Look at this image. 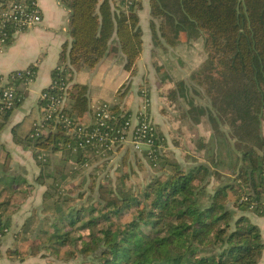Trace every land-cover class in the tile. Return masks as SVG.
I'll use <instances>...</instances> for the list:
<instances>
[{
  "label": "trees",
  "instance_id": "obj_1",
  "mask_svg": "<svg viewBox=\"0 0 264 264\" xmlns=\"http://www.w3.org/2000/svg\"><path fill=\"white\" fill-rule=\"evenodd\" d=\"M8 1L0 0V11ZM62 1L69 9L70 42L62 45L51 72L55 86L44 91L62 95V112L71 125L51 120L49 126H32L20 138L16 135L32 150L39 167L36 182L43 191L39 213L25 219L14 235L15 248L7 252L33 256L66 248L83 258L80 264H256L263 242L259 228L243 212L264 215L250 207L264 191V0H148L156 46L175 47L199 35L205 52L201 66L185 79L171 81L167 99L188 98L191 88L201 92L206 104L190 98L188 112L206 116L233 141L235 162L228 173L218 169L223 162L212 155L184 167L164 152L163 135L155 125L161 147L133 149L151 166V176L133 183L117 164L113 184L107 166L112 152L98 161L101 157L93 150L77 145L71 130L93 115L87 119L88 86L72 82V73L94 67L114 35L123 68L133 75L142 49L140 6L138 0ZM12 83L15 97L0 111V130L26 94L19 81ZM126 93L111 104L101 103L113 116L109 123L117 122L120 130L131 115L122 102ZM43 105L39 99L41 115ZM3 151L0 239L30 188L24 178L9 174L10 154ZM100 170L103 176L96 182Z\"/></svg>",
  "mask_w": 264,
  "mask_h": 264
},
{
  "label": "crops",
  "instance_id": "obj_2",
  "mask_svg": "<svg viewBox=\"0 0 264 264\" xmlns=\"http://www.w3.org/2000/svg\"><path fill=\"white\" fill-rule=\"evenodd\" d=\"M37 3L42 16L40 23L29 29L15 32L8 43L0 48V77H6L11 72L26 67H32L35 70L34 79L26 87V94L21 102L12 109L6 124L0 130V151L4 150L3 154L5 151L10 154L9 174L24 178L30 187L28 195L18 210L11 215L10 227L11 225L21 227L24 223L29 215L23 211L27 203L31 204V209L38 208L41 203L43 187L36 182L39 167L35 163L32 150L24 147L25 143L18 139L32 128V123L41 115L40 93L52 82L51 72L58 66L62 45L70 42L67 27L69 9L63 4V1L37 0ZM138 4L140 7L137 10V15L142 33V49L134 74L131 75L124 70V57L118 48L114 35L110 39L107 52L94 67H83L72 73V82L85 83L88 86L90 98L88 120L97 105L115 102L120 93L127 89V93L122 98L126 110L133 116L144 104V95L146 94L149 98L147 111L156 125L158 123L156 105L159 106L160 103L161 109L165 108V110L170 111L168 106L170 104L167 103V99L166 102L164 100L166 89L162 85L164 84L167 88L173 86V83L171 85L168 83L185 79L194 69V67H190L191 69L187 71V67L185 68L181 64L182 56H180L179 50L186 43H180L181 45L175 47L156 46L151 35L150 21L152 18L149 14L148 0H138ZM145 51H148L147 67L143 64ZM164 51L168 52L169 58L163 57ZM156 60L159 67L163 65V73L156 68L153 62ZM168 60L173 63L171 65L174 66L175 72H171L167 68L166 62ZM183 62L186 64L185 60ZM160 72L162 73L161 76H157ZM166 73L168 74V81L165 80ZM120 88L122 91L118 92ZM142 147L145 148V146ZM130 148V145L127 144L123 147V151ZM120 151L122 150L119 149L116 151L117 153L115 152L116 154H113L116 156ZM243 214L260 230L263 248L256 264H264V215L249 210ZM21 217L24 218L20 221Z\"/></svg>",
  "mask_w": 264,
  "mask_h": 264
},
{
  "label": "rangeland",
  "instance_id": "obj_3",
  "mask_svg": "<svg viewBox=\"0 0 264 264\" xmlns=\"http://www.w3.org/2000/svg\"><path fill=\"white\" fill-rule=\"evenodd\" d=\"M195 35V38L191 40V42L186 43V45L179 50L181 52L180 56L185 60L186 64H184L181 59V64L183 67L197 68L201 66L204 58L205 52L203 49L201 38ZM181 45V44H179ZM177 45V46H179ZM165 52V51H164ZM158 55V54H157ZM155 57H159V56ZM148 51H145L143 56V64L147 67V58ZM163 57L169 58L168 52L163 54ZM157 60H159L157 58ZM153 61L156 68L159 71L164 72L163 65L160 67L157 65L158 62ZM160 61V60H159ZM172 63V62H171ZM171 63L166 62L167 68L171 72L174 71V66ZM173 64V63H172ZM161 72L157 76H161ZM173 74V73H172ZM168 74L166 73L165 80L168 81ZM184 79V78H182ZM51 84V83H50ZM172 84V83H168ZM50 86V85H49ZM165 89L167 86L162 85ZM171 87V86H170ZM164 91V90H162ZM200 92V91H199ZM165 102H166V92L164 91ZM187 97L185 99H179L178 101H170L167 99V103L170 105V111L165 108H160L158 104L155 109L157 111L158 120L156 123L159 132L163 135V140L161 139L162 146L164 148V152L169 155L170 158H174L178 161L182 166L187 167L193 165L196 161H206L207 156H214L215 160H221L223 163L218 168L223 173L230 172V164L232 165L235 162V148L234 143L230 139H225L224 136L220 134L216 128H214L213 124L210 123L206 116L198 115L195 111L188 112V105L186 100L192 98L193 102L197 105H205V101L203 100V95L197 94L194 92V89H189L187 92ZM167 106V104H166ZM158 107V109H157ZM159 110V111H158ZM183 114V115H182ZM196 119H199V122H196ZM208 121V122H207ZM34 127V124H32ZM200 144H202L200 146ZM123 147L125 145L120 146V151L116 156L113 154L109 157L107 166L110 171L113 170L117 164L123 166L122 171H127L129 173V181L135 183H142L146 179L151 176L153 169L145 161L143 158H139L133 149L124 150ZM119 151V150H118ZM102 162V158L97 159ZM103 176V170H100V173L95 178L97 182ZM111 176V184L115 183L116 174L112 171ZM86 180V179H85ZM90 182V180H89ZM86 185V182L83 186ZM82 186V187H83ZM208 188L210 186L208 185ZM41 203L38 205V208L31 209V204L27 203L24 213L29 214L40 211ZM128 216V215H126ZM24 217L20 218V221L23 220ZM20 226H12L10 227L6 236L0 239V264H80L83 260L80 256H73L69 249L61 248L58 252H51L48 250H42L40 253L36 255H25V254H9L7 252L8 249L15 248V239L14 235L19 230Z\"/></svg>",
  "mask_w": 264,
  "mask_h": 264
},
{
  "label": "built area",
  "instance_id": "obj_4",
  "mask_svg": "<svg viewBox=\"0 0 264 264\" xmlns=\"http://www.w3.org/2000/svg\"><path fill=\"white\" fill-rule=\"evenodd\" d=\"M132 0H126L130 3ZM42 19L37 0H10L0 11V48L7 44L8 38L15 32L29 29ZM35 70L32 67L16 70L6 77H0V111L8 109L15 97V88L12 82L19 81L21 86L27 87L34 79ZM55 84L51 82L50 86ZM64 96V92H62ZM44 101L42 115L34 122V128L49 126L51 120H63L66 125H71L70 119L62 112L64 99L62 95L56 96L47 91H42L39 96ZM102 104L93 110L92 120L88 123L77 124L71 127L76 134L77 145L93 150L97 156L106 158L108 152L115 153L117 148L129 144L134 150L141 151L152 146L161 147L157 128L147 112V102L132 116L124 121V129L120 130L117 122ZM151 151V150H149ZM94 154V155H95ZM111 154V155H112ZM110 155V156H111ZM246 201V197L242 198ZM264 213V191L262 198L256 204H250Z\"/></svg>",
  "mask_w": 264,
  "mask_h": 264
}]
</instances>
